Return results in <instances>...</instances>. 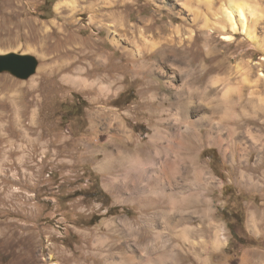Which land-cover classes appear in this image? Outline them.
Masks as SVG:
<instances>
[{
	"label": "rangeland",
	"instance_id": "1",
	"mask_svg": "<svg viewBox=\"0 0 264 264\" xmlns=\"http://www.w3.org/2000/svg\"><path fill=\"white\" fill-rule=\"evenodd\" d=\"M60 1L0 0V56L38 62L25 80L0 73V264H130L148 244L168 250L163 264H264V0H245L257 44L216 28L230 0ZM114 11L119 49L105 25ZM171 38L179 55L159 58ZM195 77L241 86L215 125L198 99L179 116ZM159 131L179 143L160 162L183 157L160 205L109 171Z\"/></svg>",
	"mask_w": 264,
	"mask_h": 264
},
{
	"label": "bare ground",
	"instance_id": "2",
	"mask_svg": "<svg viewBox=\"0 0 264 264\" xmlns=\"http://www.w3.org/2000/svg\"><path fill=\"white\" fill-rule=\"evenodd\" d=\"M66 4H67L66 0H62V1L58 2L57 9H60L62 6H65ZM206 4L211 5L212 1L207 0ZM223 5H224L223 7L221 6L222 8L220 10L221 12H220L219 20H218V22H216L218 25L216 28H219V30H221V31L228 30V34L224 37L225 40L231 42L235 39L236 35L242 34L245 36V39L247 41L257 44V36H256L255 31H254V28L253 27L251 28L248 24L250 19L257 17V14H258L257 10H255L249 4V2L247 3L245 0H242V1L230 0L229 2H227L226 4L224 3ZM185 6L188 7L189 5L186 4ZM110 18H111V21H110L111 23H107L105 25L108 28V30H111V29L113 30L114 34L112 35L110 41L116 49H119L122 46L123 38L118 37L117 36L118 34H116L118 31V25H117L118 18H117L115 11L110 16ZM214 28L215 27L211 28L210 31L211 30L213 31ZM176 32H177V34H179V30L176 29ZM145 35H146V33L143 34L141 32L142 37L140 38V41L143 45H148L150 43V40ZM167 40L169 41L167 43V45L162 46L161 49H159L156 52V54L159 56V58H162L164 60H166L171 55L174 57H177L179 55L178 52H180V49L175 47V44L177 46V43L175 42L174 39L171 38V39H167ZM192 47H193V44H192V46L187 47V49H184L183 52L190 53V51H193L194 53H197L199 51V47H197L196 50H191ZM111 49H112V47H111ZM135 51H136V49H135ZM138 53H140V52H138ZM128 54H130V53H128ZM180 57H182V56H180ZM103 66H105V65H103ZM105 68L108 69L109 65L106 66ZM213 68H214V66L211 67V69H213ZM94 69H96V68H94ZM110 70H111V68H110ZM242 70L247 72L246 68H242ZM246 72H244L245 73L244 80L243 79H241V80L248 83ZM241 73H243V72L241 71ZM199 80H200L199 78H196L191 83L187 82L185 84L186 89H189V90H190L189 86L192 85V88L195 89L194 92L196 93L197 97L193 98V96L191 95L189 98H187L186 101L179 99V102H177V103L180 104V108H181L180 110H182V112H183V114H182V112H181V114L179 113L180 114L179 116L182 115L184 117L183 118L184 120L188 119V117H189L188 105L190 103H193L194 100L198 99L202 102H207V103H209V105H211V107L209 109V111L211 112V114H210L211 117L209 116L208 119H209L210 124L215 125L214 121H213V115L215 113H217L215 107H219L220 104L225 105L227 107V102L229 101L228 100L229 94L233 91L241 92L240 91L241 86L233 84L229 80V78L222 79L219 77H214L209 81V83L207 85H205L201 89L200 87H195V85L198 84ZM201 83H203V82H201ZM35 85H36V81H32V86H35ZM102 88L103 89L105 88V86L103 84L101 85V89ZM219 88H221V90H220L221 96H218V89ZM250 88H251V86H250ZM1 90H2V88H1ZM218 97L220 98V101L222 103H217L216 105H214L213 104L214 98H218ZM182 121H183L182 118L181 119L177 118L176 123L180 124V123H182ZM182 129H181L180 125H178V128H177V133H179L178 136L182 135ZM213 129H215V128H213ZM188 131H189V128L186 127L185 132H188ZM162 132L163 131H159L158 133H156L152 137L151 147H148L147 148L148 150H146V149L140 150L141 153L135 154V157H134L135 159L124 158L125 157L124 154H126V153H119L121 156H117L116 158L114 156H112L113 155L112 153L111 154L106 153L107 156H112V163H111L109 171H111V172L115 171V168L117 166H119L120 171L123 172L121 177L123 176L124 179H123L122 185L118 186L119 189H122L123 186H130L131 185L134 189H136L142 193L150 192V193L159 195L158 199H155L154 197L145 198L143 201H144V203H148V204L151 203V204H159L160 205V203H162L164 201V199L167 198L166 195H172V193L174 191L170 190L168 187L166 188L165 180L170 178L169 176H170V174H172L171 172L175 173V172L180 170L178 165H179V162L181 160H183L182 154L177 152V153H174L176 157L173 160H169L167 157L166 158L167 160L165 159V160H162V162H160L161 157H159V156L162 153H164V155H168L165 153H167V151L170 152L171 149H173L174 147L177 146L176 144H179V143H176L174 145V144L169 143L168 145H165L164 139H166V137H165V134H163ZM179 149H180V146H179ZM191 155H192V153H191ZM194 159H195V157H194ZM171 161H174V164H175L174 165L175 167H173V170H170V169H172L170 167L173 165L170 163ZM114 165H115V167H114ZM115 181H118V180H115ZM117 184L113 183L114 186ZM192 231H194V230H192ZM159 237H160L159 235H156V240H158ZM151 243H153V242H151ZM148 245L144 246L142 250L140 249L141 251L137 253V258L134 257L132 259H129V263L130 264H134V263H136V264H163L164 260L166 259V255H167L166 253L168 250H166L163 245L161 247L156 245L157 247L154 246L152 248H150Z\"/></svg>",
	"mask_w": 264,
	"mask_h": 264
},
{
	"label": "water",
	"instance_id": "3",
	"mask_svg": "<svg viewBox=\"0 0 264 264\" xmlns=\"http://www.w3.org/2000/svg\"><path fill=\"white\" fill-rule=\"evenodd\" d=\"M11 59H18L20 63L13 62ZM38 62L33 56H0V73L9 72L19 79H28L37 69Z\"/></svg>",
	"mask_w": 264,
	"mask_h": 264
}]
</instances>
